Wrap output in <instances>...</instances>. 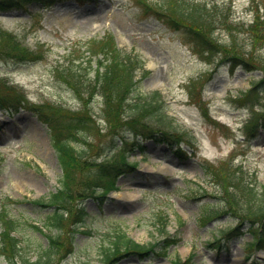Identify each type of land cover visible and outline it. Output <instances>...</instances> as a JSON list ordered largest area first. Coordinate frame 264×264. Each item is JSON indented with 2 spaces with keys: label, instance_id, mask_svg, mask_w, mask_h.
<instances>
[{
  "label": "rangeland",
  "instance_id": "obj_1",
  "mask_svg": "<svg viewBox=\"0 0 264 264\" xmlns=\"http://www.w3.org/2000/svg\"><path fill=\"white\" fill-rule=\"evenodd\" d=\"M191 1L218 4L226 13L227 26L218 25L208 52L191 40H180L155 15V0L82 4L67 0L47 6L32 2L0 13V28L36 54L35 60L22 63L0 56V83L27 99L12 114L0 111V209L7 204L9 215L21 222L15 236L21 254L31 261L48 247L46 237L31 225L57 234L44 223L49 209L32 201L46 200L56 191L61 169L47 126L28 106L82 108L83 102L54 69L67 57L90 58L95 51L88 53V40L111 34L120 50L139 60L135 71L139 93H161L165 112L174 118L172 128L187 133L188 139H183L190 146L183 144L180 154L156 139L137 138L144 151L128 153L135 167L118 177L116 191L102 200H83L87 227L74 232L73 251L71 226L66 222L54 255L42 263L100 264L102 246L116 229L139 244L161 242L164 233L157 223L161 217L167 232L177 238L166 254L159 244L157 254L146 260L130 255L114 264H172L191 254L192 264H264V243L261 250L250 246L253 230L264 236V215L261 221H247L244 215L264 209V200L245 197L244 189L232 184L238 178L253 181L258 191L264 188V132L259 129L250 136L247 129L256 112L264 111V0ZM99 57L92 56L93 69ZM239 60L252 61L251 67ZM91 107L99 126L89 140L99 147L101 159L115 152L113 146L120 142L119 137L107 140L99 96ZM152 125L156 123L151 121ZM125 135L133 138L131 133ZM208 168L212 175H207ZM206 208L213 209L215 217H202ZM228 231L231 235L223 241ZM0 264L9 263L0 256Z\"/></svg>",
  "mask_w": 264,
  "mask_h": 264
},
{
  "label": "trees",
  "instance_id": "obj_2",
  "mask_svg": "<svg viewBox=\"0 0 264 264\" xmlns=\"http://www.w3.org/2000/svg\"><path fill=\"white\" fill-rule=\"evenodd\" d=\"M33 1L47 6L61 0H0V12L19 6L23 7ZM74 1L79 4L89 2V0ZM155 1L157 3L154 10L155 15L165 20L179 34L180 40H191L205 52L211 50L210 40L214 39L213 34L218 29V25L227 26L224 8L218 4L194 3L191 0ZM144 6L150 8L147 4ZM229 36L232 39L233 36ZM86 46L88 53L94 50V54L101 55V58L95 60V69L92 68L94 54L85 60L79 56L64 58L62 63L54 69L56 77L73 91L78 100L83 102L82 108L66 109L60 105L50 104L28 106V110L47 126L51 145L61 169L59 187L56 191L49 194L46 200L32 201L35 206L43 210L49 209V212L45 214L44 223L48 228L56 229L57 234L52 235L31 225L33 229L42 233L48 242L47 250H44L37 260L31 261L25 254H21L22 249L14 236L21 227V222L9 215L8 209L5 208L7 204L3 205L0 209V256H3L9 264L47 262L54 255L55 247L60 243L58 239L60 233L65 232L66 222H70L71 226L72 236L69 241L70 250L73 251L74 232H78L81 226H86L85 220L88 216L82 205L83 200L87 198L102 200L110 191L116 190L117 178L127 169L135 167L134 162L127 159L128 153L134 149L144 151L137 137L164 142L170 149L175 147L177 153L183 151L182 143L190 146L189 140L183 139L184 136L188 139L187 133L175 131L172 128L174 118L165 112L164 101L160 93L158 91L149 95L139 93L138 81L135 79V71L140 67L137 58L117 48L110 34L101 39L91 38ZM1 55H6L9 59L21 63L31 62L36 58L35 52L23 46L12 34L0 29ZM239 61L245 67H251L252 61ZM0 87L3 90L0 93V109L8 113L15 112L22 107L24 102H27L22 93L5 82L0 83ZM97 96L100 97L102 105L100 118L109 130L108 135L110 136L107 140L111 141L119 137L120 142L119 145L113 146L114 154L102 155L101 159L97 155L99 147L89 140V136H93L94 130L98 131L99 126L93 119L94 114L91 107ZM255 115L256 118L251 125H247L250 136L257 135L255 132L259 129L264 132V111L256 112ZM151 121H154L156 126L149 127ZM127 133L133 134V138L125 135ZM76 144L81 147L76 148ZM206 173L212 175V170L208 168ZM249 181L235 178L232 184L237 190L243 188L245 197L253 196L258 201H263L264 188L261 187L258 191L256 186L254 187V182ZM216 214L211 208H206L201 212L204 218ZM244 215L247 221H261L264 215L263 206L257 211L245 212ZM157 223L164 233L163 239L161 242L147 245L135 242L120 229L114 230L109 235L107 243L105 242L106 244L102 246L100 264H114L121 257L130 255L139 260H146L157 254L155 246L159 244L164 246L163 254H166V249L175 244L177 239L166 232L164 218L160 217ZM231 232L228 231L225 235H231ZM252 232L250 246L260 248L264 243V236L258 231L255 233L253 230ZM192 258L193 256H190L184 261L175 259L172 264H192Z\"/></svg>",
  "mask_w": 264,
  "mask_h": 264
}]
</instances>
